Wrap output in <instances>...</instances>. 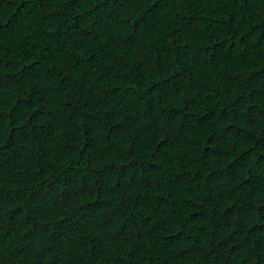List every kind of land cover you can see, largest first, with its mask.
<instances>
[{
    "label": "trees",
    "instance_id": "obj_1",
    "mask_svg": "<svg viewBox=\"0 0 264 264\" xmlns=\"http://www.w3.org/2000/svg\"><path fill=\"white\" fill-rule=\"evenodd\" d=\"M0 264H264V0H0Z\"/></svg>",
    "mask_w": 264,
    "mask_h": 264
}]
</instances>
